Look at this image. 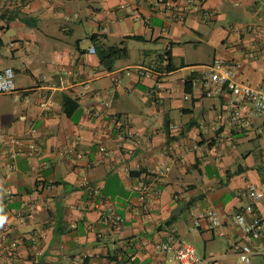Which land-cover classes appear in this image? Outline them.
<instances>
[{
  "label": "crops",
  "instance_id": "crops-1",
  "mask_svg": "<svg viewBox=\"0 0 264 264\" xmlns=\"http://www.w3.org/2000/svg\"><path fill=\"white\" fill-rule=\"evenodd\" d=\"M248 25L264 29V0H0V69L16 85L0 95V264H178L165 243L239 264L234 215L264 184V150L247 146L264 126L230 127L228 96L200 82L214 58L261 82L264 55L247 51L264 35ZM211 209L218 227L193 224Z\"/></svg>",
  "mask_w": 264,
  "mask_h": 264
},
{
  "label": "built area",
  "instance_id": "built-area-1",
  "mask_svg": "<svg viewBox=\"0 0 264 264\" xmlns=\"http://www.w3.org/2000/svg\"><path fill=\"white\" fill-rule=\"evenodd\" d=\"M206 17L211 16L210 12H204ZM246 32L257 35H264L261 27L248 25ZM94 49H92V52ZM264 55V42L257 40L253 48L248 49L247 56L251 59ZM241 63L237 60H225L214 58L206 66V70L200 82L203 95L207 98L227 95V121L234 129L242 130L252 126V118L262 121L264 126V77L257 85L243 83L236 80V72L240 69ZM16 92L15 73L11 68L0 69V95H10ZM152 89L150 93H153ZM186 99L188 96L185 97ZM44 106V104H41ZM7 156L14 160L22 154L19 147L22 143L16 138L8 137L5 140ZM36 145H27V155L33 156L36 152ZM12 163L8 164V171H12ZM93 193L97 194L98 189L94 188ZM249 203L239 209L234 215V223L242 230L243 242L236 247L239 264H253L254 256L264 257V219L256 214L257 204L264 203V184H250L245 192ZM193 224L198 226L200 221L208 220L210 228L219 226L218 216L215 210L202 212L190 211ZM106 222L112 226L119 225L122 220L119 216L106 217ZM158 253L172 252L178 264H214L204 259L191 244H181L179 247H172L165 243L154 246Z\"/></svg>",
  "mask_w": 264,
  "mask_h": 264
},
{
  "label": "rangeland",
  "instance_id": "rangeland-1",
  "mask_svg": "<svg viewBox=\"0 0 264 264\" xmlns=\"http://www.w3.org/2000/svg\"><path fill=\"white\" fill-rule=\"evenodd\" d=\"M248 148L252 149L253 152L259 150V149H262L264 150V136L260 137L258 142L256 144H252V145H247ZM261 179H264V177L260 178Z\"/></svg>",
  "mask_w": 264,
  "mask_h": 264
},
{
  "label": "trees",
  "instance_id": "trees-1",
  "mask_svg": "<svg viewBox=\"0 0 264 264\" xmlns=\"http://www.w3.org/2000/svg\"><path fill=\"white\" fill-rule=\"evenodd\" d=\"M23 23H25L26 25H30V26H35V22H33L32 20L30 19H24L22 20ZM0 48H1V44H0ZM75 106V105H74Z\"/></svg>",
  "mask_w": 264,
  "mask_h": 264
},
{
  "label": "clouds",
  "instance_id": "clouds-1",
  "mask_svg": "<svg viewBox=\"0 0 264 264\" xmlns=\"http://www.w3.org/2000/svg\"><path fill=\"white\" fill-rule=\"evenodd\" d=\"M5 217H3V216H0V227H2L3 226V224H4V222H5Z\"/></svg>",
  "mask_w": 264,
  "mask_h": 264
}]
</instances>
